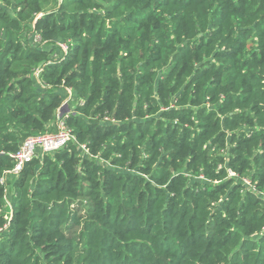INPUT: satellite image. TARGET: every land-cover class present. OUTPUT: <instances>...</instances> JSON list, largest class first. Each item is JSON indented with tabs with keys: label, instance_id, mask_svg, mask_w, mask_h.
<instances>
[{
	"label": "trees",
	"instance_id": "1",
	"mask_svg": "<svg viewBox=\"0 0 264 264\" xmlns=\"http://www.w3.org/2000/svg\"><path fill=\"white\" fill-rule=\"evenodd\" d=\"M65 101L0 264H264V0H0V178Z\"/></svg>",
	"mask_w": 264,
	"mask_h": 264
},
{
	"label": "built area",
	"instance_id": "2",
	"mask_svg": "<svg viewBox=\"0 0 264 264\" xmlns=\"http://www.w3.org/2000/svg\"><path fill=\"white\" fill-rule=\"evenodd\" d=\"M34 40H38V37L36 35L34 36ZM59 46L64 54H66L68 49L67 44L60 43ZM39 71L40 69H37L35 71V75ZM69 100H71L70 94ZM67 101L63 103L58 112L55 132L28 136L23 140L19 148L14 153L10 154V157L13 159L14 163L13 167L10 170L6 171L5 174L0 178V183L5 184V177L17 175L21 171L23 166L26 163L30 162L32 159L37 158L39 155L52 154L62 149L70 141L75 139L71 130L65 123V116L68 111V107L66 106ZM82 148H84L83 145ZM228 173L229 176L234 175V173L230 170L228 171ZM243 182L247 185L250 184V181H247L246 178L243 179ZM252 189L254 190L255 187L252 186Z\"/></svg>",
	"mask_w": 264,
	"mask_h": 264
},
{
	"label": "rangeland",
	"instance_id": "3",
	"mask_svg": "<svg viewBox=\"0 0 264 264\" xmlns=\"http://www.w3.org/2000/svg\"><path fill=\"white\" fill-rule=\"evenodd\" d=\"M66 106L68 107V104H66ZM222 153H223V152H222ZM39 156H40V155H39ZM39 158H40V157H39ZM200 177H202V176H200ZM5 178H6V180L9 179V177H5ZM246 180L249 181L248 179H246ZM207 182H211V181L208 180ZM249 183H250L249 185H247V184H246V185H247L248 188H251V189H252V186H254V185H253V183H251V182H249ZM5 184H6V182H5ZM252 190H253V189H252ZM254 191H255V189H254ZM73 229L76 230V232L78 231V227H76V228L74 227ZM73 229H72V228H67L66 231L69 233V231H71V230H73Z\"/></svg>",
	"mask_w": 264,
	"mask_h": 264
}]
</instances>
